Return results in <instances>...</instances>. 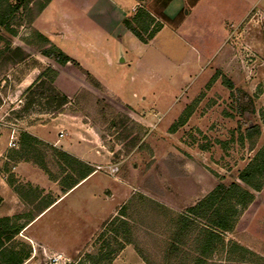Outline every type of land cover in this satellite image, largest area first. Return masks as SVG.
I'll return each instance as SVG.
<instances>
[{
  "label": "rangeland",
  "instance_id": "374dc122",
  "mask_svg": "<svg viewBox=\"0 0 264 264\" xmlns=\"http://www.w3.org/2000/svg\"><path fill=\"white\" fill-rule=\"evenodd\" d=\"M160 1L161 6L164 0ZM28 18L23 13L18 15V20L22 21V26L17 27L20 37L27 32ZM239 31L243 34L241 37L232 36L225 44L224 56L227 57L209 64L204 60L197 62L195 38L187 33L175 36L166 31L152 45H143L132 36V40L124 42L127 63L121 62L123 56L118 57L117 52L113 54L112 67L106 59L92 60L112 93L93 86L88 76L77 69L76 77L86 80L89 86L72 96L71 105L63 110L82 113L86 122L101 131L104 144L117 150L112 158L113 165H118L120 171L116 175L106 172L130 192V200L121 209L126 211L132 227V246L139 248L153 264H168L164 256L170 251L177 217L219 184L239 182V173L264 145V27L245 24ZM0 32L14 46L17 41ZM214 47H217L215 42L210 44L209 52L216 50ZM23 57V53L12 50L0 65V82L6 80L8 85L6 95L14 92L21 73L34 67L33 58L16 74L14 65ZM139 61L143 65H138ZM217 72L233 82V91L221 78L212 82ZM50 84L43 79L29 94L21 96V102L7 104L0 113L2 123L19 126L60 114V110L49 105V99L62 93ZM84 90L103 105L84 104ZM78 96H82L83 103L76 102ZM108 106L123 116L132 109L138 113L150 107L152 123L142 132L123 117L112 114ZM96 109L104 113L102 116H108H98ZM188 109L191 114L186 124L171 135V129ZM254 126H259L261 135L251 149V142L245 140V136L247 128ZM101 176L104 175L74 192L67 202L84 206L83 195L89 197L90 193L106 187ZM111 183L112 180L107 185ZM110 191L105 188L108 194ZM253 193L254 202L239 217L233 232L225 234V241L227 247L238 244L261 259L247 256L240 261L238 255L231 257L224 252L211 257L207 264H264V188ZM78 221L87 222L86 219L71 220ZM95 246L96 243H92L79 255L85 264H92L87 256L95 252ZM182 248V252L190 255V260L197 256L192 243ZM77 258L60 264H75ZM43 264H52L51 258L46 257Z\"/></svg>",
  "mask_w": 264,
  "mask_h": 264
},
{
  "label": "crops",
  "instance_id": "0c3cea01",
  "mask_svg": "<svg viewBox=\"0 0 264 264\" xmlns=\"http://www.w3.org/2000/svg\"><path fill=\"white\" fill-rule=\"evenodd\" d=\"M158 2L162 1L51 0L48 7L33 21L32 28L48 38L76 62L78 67L71 63L61 66L28 46L24 42L32 36L28 27L23 37L19 33L16 36L9 35L0 27L4 34L17 41L14 46L11 43L10 49L24 54L14 65L16 74H19L18 69H22L26 61L35 59L34 67L21 73L14 92L6 95L7 81L0 82V113L7 104L21 102V96L37 82L42 71L49 68L58 73L56 80L50 85L68 98L70 103L66 107L71 105L72 96L89 86L86 80L76 77L77 69L79 72L83 71L84 75H92L102 88L111 92L92 60L106 59L108 66L112 67L113 54L117 52L118 57L123 56L122 63L128 62L124 42L132 40L134 35L126 30L123 22L132 18L142 6L164 28L152 42L144 44L139 41L141 44L152 45L166 31L175 36L187 33L190 38H195L197 62L204 60L208 64L215 59L223 60L227 57L224 56L225 44L232 36L243 35L239 27L245 24L264 27V0H164L161 6ZM213 42L217 44L214 47L216 50L209 52ZM4 47L2 43L0 52ZM6 55L0 57V65ZM138 63L143 65L141 61ZM129 112L124 115L142 132L150 127V107L138 113L133 109ZM0 121V220H10L16 228L23 226L9 240L6 238L9 235L7 231L0 228V264H8L4 254H15L18 259L23 258L21 264H43L46 257L61 256L66 262L79 257L81 252L87 251L92 243H96L104 226L117 217L122 206L130 200L129 191H125L124 185L108 175V172L116 175L120 171L118 165H113L112 157L117 150L107 147L101 131L86 122L84 115L79 112L66 111L42 122L36 120L19 126L6 125L2 123L3 119ZM13 129L16 130L19 142L15 147H10ZM23 132L89 165L95 172L72 190L63 192L59 181H52L34 162L19 158ZM100 175H104L101 179L106 184H103L105 188L111 190L109 194L104 188L90 193L89 197L83 195L81 202L84 206L77 207L72 202H67L74 192ZM10 180L13 185L9 183ZM110 180L112 183L107 185ZM73 219H86L87 222L73 223ZM81 257L77 258L75 264L82 260ZM112 264L146 263L132 245H126Z\"/></svg>",
  "mask_w": 264,
  "mask_h": 264
},
{
  "label": "trees",
  "instance_id": "16d2710c",
  "mask_svg": "<svg viewBox=\"0 0 264 264\" xmlns=\"http://www.w3.org/2000/svg\"><path fill=\"white\" fill-rule=\"evenodd\" d=\"M50 3L51 0H0V27L9 35L16 36L18 34L17 27L22 26V21L18 20V15L23 13V15L29 17L27 27L32 34L30 39L24 40L28 46L61 66H66L69 63L78 65L62 50L52 44L48 38L32 28L33 21L41 15ZM123 25L126 30L144 44H149L164 28V25L152 16L145 6L138 8L132 18L124 20ZM2 43L5 47L1 50L0 57L12 52L10 49L11 43L0 37V46ZM57 76L58 73L50 68L42 71L37 82L25 93L29 94L36 84L43 79H46L51 84L54 83ZM87 76L93 86L101 87L92 75L87 74ZM216 78H221L222 83L229 90H234L233 82L221 72L215 74L212 82ZM82 94L86 97L84 104L87 103V106L93 107L96 104L99 107L103 105L90 92L84 90ZM89 99L92 101L88 102L90 101ZM82 101V96H78L76 102L80 104L83 103ZM69 103L68 98L63 95L52 96L49 99V105L54 106L58 111L60 110L58 112L60 114L64 112L63 108ZM98 109H96V114L102 116L104 113L102 111L99 112ZM108 109L115 116L123 117L136 126L129 117L117 113L111 106H108ZM189 111L188 109L179 118L171 129L172 133L178 127L186 124L191 114ZM105 116H108V114L102 117L104 118ZM54 117L56 116L54 115ZM114 125H117L116 122H114ZM260 135L261 129L259 126L247 128L245 140L251 142V149L255 148ZM19 156L24 161L34 162L38 165L52 181H59L62 191L65 193L75 188L95 172V169L89 165L44 144L25 132L21 134ZM238 180L239 182H232L229 185L219 184L207 196L177 217L171 248L164 256L168 264H186L188 261H191V264H207L211 257L222 255L224 252L231 257L238 255L240 261L247 259V256L261 259L254 252L238 246V244L234 243L232 246L227 247L225 234L233 232L239 217L254 202L255 194L253 192L259 193L264 188V145L239 173ZM9 183L13 185V181L10 180ZM126 216V211L121 209L120 215L104 226L103 231L96 240L95 252L87 256L92 261V264H112L126 245L134 243L132 240V227ZM0 228H4L7 231L9 235L6 238L9 240L17 235L23 226L16 228V225L11 223L10 220H0ZM188 243H192L195 246L197 254L191 260L189 259V254L182 252V247L187 246ZM135 249L146 264H153L139 248L135 247ZM4 258H6L8 264H21L23 261V258L18 259L15 254H4ZM76 264H85V261L81 260Z\"/></svg>",
  "mask_w": 264,
  "mask_h": 264
},
{
  "label": "built area",
  "instance_id": "2783aa9c",
  "mask_svg": "<svg viewBox=\"0 0 264 264\" xmlns=\"http://www.w3.org/2000/svg\"><path fill=\"white\" fill-rule=\"evenodd\" d=\"M16 130L13 129L12 135H11V143L10 147H15L16 144L19 142V139L16 138ZM61 261H63V258L61 256H58L56 258H51L52 264H59Z\"/></svg>",
  "mask_w": 264,
  "mask_h": 264
}]
</instances>
